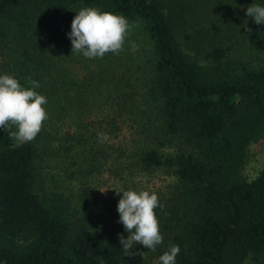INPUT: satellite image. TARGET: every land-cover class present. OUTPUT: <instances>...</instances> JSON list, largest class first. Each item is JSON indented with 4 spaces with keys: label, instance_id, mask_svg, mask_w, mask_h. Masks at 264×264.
Instances as JSON below:
<instances>
[{
    "label": "trees",
    "instance_id": "obj_1",
    "mask_svg": "<svg viewBox=\"0 0 264 264\" xmlns=\"http://www.w3.org/2000/svg\"><path fill=\"white\" fill-rule=\"evenodd\" d=\"M232 1L0 0V19L16 23L11 32L22 38L33 22L58 37L56 66L30 65L24 45L12 68L23 86L39 82L48 118L20 146L0 129V264H151L122 249L119 235L128 233L114 190L156 170L176 183L151 188L161 205L155 212L163 243L155 252L141 245L146 252L160 256L178 245L176 264H264V167L254 179L242 176L248 147L264 136V65L224 67V34L239 24L224 18ZM235 1L241 10L264 6ZM84 7L136 25L119 55L88 59L67 49L71 22ZM42 42L31 47L39 58L47 53ZM74 62L89 72L84 81L74 78ZM174 140L178 151H160ZM39 143L58 146V158L78 166L68 177L79 184L106 176L110 201L92 208L85 195L76 203L58 193L51 198L57 207L47 205L38 191Z\"/></svg>",
    "mask_w": 264,
    "mask_h": 264
},
{
    "label": "rangeland",
    "instance_id": "obj_2",
    "mask_svg": "<svg viewBox=\"0 0 264 264\" xmlns=\"http://www.w3.org/2000/svg\"><path fill=\"white\" fill-rule=\"evenodd\" d=\"M230 5L232 7L227 8L228 13L224 14V18H229L234 23L236 20L239 24L236 25L235 23L234 25H231V35L224 34L226 46L229 47V61L224 65V67L232 71L240 70V68L243 67H258L264 65V44L262 41L263 32L259 31L261 26L256 24L254 20L250 19V17H247L246 9L241 10L239 6H236L235 0H233ZM231 17H233V19ZM13 20L14 19L12 18L0 19V75H13V65L16 63V59L20 56V51L24 45L30 47V50L28 51V61L30 65L34 67H39L41 65V69H38L42 71L44 70L42 69V64H45V67H48L49 65L56 66L58 63V37L49 38V34H46L47 31L45 28L37 30L32 22V29L26 30V36L21 38L22 33L19 34L15 31L11 32L9 30V27L16 24ZM224 23L225 21H223L222 24ZM244 23H247V29H251V31H248L242 26ZM134 32L137 33V38L141 40L142 31L137 29ZM40 41H43L41 47L44 48V52H47L41 58H39L37 54L39 51L31 48L35 45V43ZM67 41H70V39H67ZM140 45L142 49L147 48L146 44ZM67 49L71 51L70 49H72V47L68 45ZM139 49L141 50V48ZM63 51L64 50L62 49L61 53H63ZM187 52L191 57H195V60L198 61V63L203 66H207L201 57H196L195 53L189 50H187ZM48 57L49 59L47 60ZM42 58H46V61ZM71 65L77 72V75L74 78L78 81H84L85 77L87 78L89 76L87 69L85 70L82 68L83 64L80 65L79 63L74 62ZM38 146L40 153L37 171L39 173V177L41 178H39L40 184L43 187V191H41L40 188L38 191L41 195H43V201L47 205H50V207H57V202H53L51 198L56 195V197H58V193H63V195L70 197L73 202L76 203L83 202L81 198L85 195L89 201L88 203L90 207L92 208L94 207V203L98 205V202L100 201L105 203L110 201V195L104 194L105 192H101L105 191V188L108 186L105 183V180L107 179L106 176H102L97 179L95 177H88V180L84 179L81 181L82 184H79V180H72L68 177L69 173L72 170H75L78 166L75 165L73 168H70V165H68L64 159L58 158V146L53 145L51 147H47L40 143ZM178 147L179 142L174 140L171 145H165L159 149L165 155H171L178 151ZM79 160L80 159H78L77 162ZM263 167L264 136L257 141L252 142L248 147L246 160L242 169V176L248 180L254 179ZM174 183H176V179L170 174L166 173L164 170H156L151 173L140 174L137 178L133 179V184L129 189L141 191L148 188L149 191H151V188H154L155 186H158L156 188L161 186L166 188ZM88 190L89 192L87 193ZM118 191H121V189H118ZM115 195L116 200L117 198L120 199L122 197V193H115ZM115 208L117 211V207ZM134 249L137 251L138 255H140L139 253L144 252L142 257L151 264H160L157 253L146 252L140 244L135 245Z\"/></svg>",
    "mask_w": 264,
    "mask_h": 264
},
{
    "label": "clouds",
    "instance_id": "obj_3",
    "mask_svg": "<svg viewBox=\"0 0 264 264\" xmlns=\"http://www.w3.org/2000/svg\"><path fill=\"white\" fill-rule=\"evenodd\" d=\"M246 16L258 25H264V6L252 3L246 9ZM134 23L119 14L101 11L96 7H84L76 12L68 34L72 44V53L82 54L85 58H103L106 54L119 55L124 50ZM247 29V23L242 25ZM251 31V29H247ZM136 50V45H131ZM30 87L23 86L13 75H0V129L6 130L17 146L33 141L41 132L48 118L47 98L35 89L39 82L29 79ZM14 129V130H13ZM103 133L98 136L103 137ZM122 193L118 201L119 222L128 233L119 240L127 254L135 255V245H143L156 251L163 243L159 220L155 210L161 207L157 193L148 190L132 189L116 191ZM105 192V191H101ZM180 252L178 245L170 246L159 256L160 264H176ZM143 256V253H139Z\"/></svg>",
    "mask_w": 264,
    "mask_h": 264
}]
</instances>
